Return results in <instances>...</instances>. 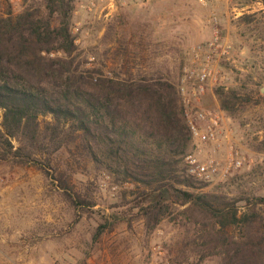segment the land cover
<instances>
[{"label":"trees","instance_id":"16d2710c","mask_svg":"<svg viewBox=\"0 0 264 264\" xmlns=\"http://www.w3.org/2000/svg\"><path fill=\"white\" fill-rule=\"evenodd\" d=\"M72 9L73 0H34L17 13L0 12V160L46 175L50 167L66 199L94 207L95 200L73 191L66 173L49 166L51 154L76 148L120 187H133L96 237L118 221L131 226L136 211L148 231L168 217L196 228L203 259L264 264V196L205 191L208 182L188 172L193 135L179 82L159 67L132 72L130 58L120 73L88 66ZM214 92L233 115L238 91Z\"/></svg>","mask_w":264,"mask_h":264},{"label":"rangeland","instance_id":"374dc122","mask_svg":"<svg viewBox=\"0 0 264 264\" xmlns=\"http://www.w3.org/2000/svg\"><path fill=\"white\" fill-rule=\"evenodd\" d=\"M32 1L0 0V12L11 8L17 13ZM72 20L79 51L88 57V66H97L108 74L120 73L130 58L132 72L159 67L157 70L179 85L186 71L197 70L205 60V52L199 60L195 58L194 47L218 35L228 53L212 55L214 77L203 94L211 104L205 109L223 114L224 142L216 156L222 166L227 165L233 145L251 165L232 168L225 177H214L203 190L264 196V0H73ZM216 87L238 91L241 99L233 115L221 108ZM41 118L50 120L52 116ZM72 151L51 154L49 166L66 173L73 191L95 200L96 205L78 207L66 199L50 167V175H46L34 165L0 160V236L14 235V240L22 242L23 226L11 221L21 206L16 205L14 213L13 201L20 200L6 187L26 181L39 188L36 191L33 187L30 199L46 194L52 200V211L30 214L45 219L52 212L55 226L51 229L53 236L47 239L61 242L70 230L77 233L76 264H220L218 256L203 259L196 228L172 217L148 231L143 217L134 211L131 226L118 221L96 237L98 226L112 210L122 208L120 204L126 195L131 197L129 190L133 187L129 183L126 188L120 187L113 173L99 168L82 151ZM261 210L264 213V205ZM17 220L22 222L19 216ZM42 237L35 236L30 244ZM0 244L7 245L2 241Z\"/></svg>","mask_w":264,"mask_h":264},{"label":"built area","instance_id":"2783aa9c","mask_svg":"<svg viewBox=\"0 0 264 264\" xmlns=\"http://www.w3.org/2000/svg\"><path fill=\"white\" fill-rule=\"evenodd\" d=\"M203 52L206 53L205 60L200 63L197 70L186 71L179 88L185 115L193 135L192 149L185 157L188 172L208 182L218 175L225 177L232 168L250 167L251 164L245 155L234 149L233 145L230 146V159L227 165L222 166L216 156L224 142L222 111L201 108L197 103L206 92L208 82L214 77L211 66L212 55L216 52L225 55L228 53V48L220 43V38L216 35L207 44L194 47V56L197 60ZM189 83L192 86L189 87ZM224 136H228L227 132Z\"/></svg>","mask_w":264,"mask_h":264},{"label":"crops","instance_id":"0c3cea01","mask_svg":"<svg viewBox=\"0 0 264 264\" xmlns=\"http://www.w3.org/2000/svg\"><path fill=\"white\" fill-rule=\"evenodd\" d=\"M197 105L201 108L210 106V98L202 95ZM217 107H219L218 103ZM33 187L36 191L39 190L38 186L26 181L6 187V189L9 188L8 191H11V193L14 192L20 200L19 202L13 201L14 208L16 205L21 206L18 211L19 214L15 213L16 208L13 209L15 220L11 219V221L13 225L23 226L24 236L20 238L22 239L20 244L14 240V235L9 238L0 236V241L7 243L5 246L0 244V264H76L77 233L70 230L65 240L60 242V240L52 239L51 241L47 239V236H53L51 229L55 225L53 224V216H51L52 212L47 213L45 219L30 216L31 213L40 210L43 214L47 210L52 211L54 209L51 198L46 194H43V198L38 199L28 197L29 192L34 191ZM17 216L20 217L22 222L19 223ZM39 235L43 236L42 239L31 245V239Z\"/></svg>","mask_w":264,"mask_h":264}]
</instances>
